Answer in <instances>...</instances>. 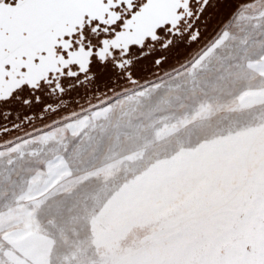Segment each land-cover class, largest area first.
Here are the masks:
<instances>
[{
    "label": "snow or ice",
    "instance_id": "6c2138e0",
    "mask_svg": "<svg viewBox=\"0 0 264 264\" xmlns=\"http://www.w3.org/2000/svg\"><path fill=\"white\" fill-rule=\"evenodd\" d=\"M162 2L165 14L128 42L126 34L153 0H0V137L30 139L37 121L82 108L84 99L155 85L178 61L195 71L228 35L230 21L264 18L260 0ZM37 31L51 47L30 65L29 55L14 52L9 41ZM50 52L51 66L33 76L32 65ZM204 111L200 105L178 123L192 124ZM248 119L173 157L172 175L135 193L165 213L166 238L157 234L114 264H264V111L250 110ZM151 179L146 173L141 182ZM5 233L0 223V264H12L10 253L31 264L6 243Z\"/></svg>",
    "mask_w": 264,
    "mask_h": 264
},
{
    "label": "rangeland",
    "instance_id": "374dc122",
    "mask_svg": "<svg viewBox=\"0 0 264 264\" xmlns=\"http://www.w3.org/2000/svg\"><path fill=\"white\" fill-rule=\"evenodd\" d=\"M226 30L195 71L178 61L155 85L93 98L31 127L30 139L0 137L6 243L31 264H114L149 238H166L165 213L135 193L172 175L173 157L264 111L255 107L264 104V18L233 20ZM200 105V119L178 123Z\"/></svg>",
    "mask_w": 264,
    "mask_h": 264
},
{
    "label": "flooded vegetation",
    "instance_id": "af4514ba",
    "mask_svg": "<svg viewBox=\"0 0 264 264\" xmlns=\"http://www.w3.org/2000/svg\"><path fill=\"white\" fill-rule=\"evenodd\" d=\"M243 1L244 0H235V3L240 4ZM165 12H166V7L164 3L162 2V0H153L152 7L147 12H145V14L137 21V25L135 26L134 31L132 33L126 34L125 39L128 42H135L138 34L146 33L147 29L153 24V22L157 18L163 16ZM9 46L16 53H24V54L29 55V60L27 61V63H29L30 65L32 64V57L39 56L41 50L50 49L51 47L48 38L44 34H42L40 31H37L31 37L13 38L11 41H9ZM52 62H53L52 55L50 52L48 57L41 58L40 64L32 65V67L30 68V73H32L33 76L38 75L39 73L44 72L48 67H50ZM88 101L89 100L84 99V103ZM75 108L76 106L73 105L71 109H69V111ZM61 113H64V112L62 111ZM61 113H58V114H61ZM39 123H42V122L37 121L36 125ZM9 134H12V133H8L5 135H9Z\"/></svg>",
    "mask_w": 264,
    "mask_h": 264
}]
</instances>
